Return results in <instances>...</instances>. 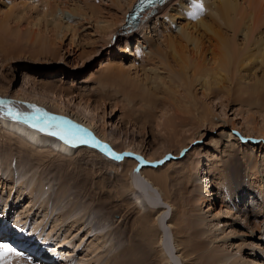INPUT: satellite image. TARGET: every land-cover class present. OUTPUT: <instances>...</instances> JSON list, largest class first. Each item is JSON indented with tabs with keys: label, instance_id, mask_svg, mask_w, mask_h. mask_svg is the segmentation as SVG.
I'll list each match as a JSON object with an SVG mask.
<instances>
[{
	"label": "rangeland",
	"instance_id": "obj_1",
	"mask_svg": "<svg viewBox=\"0 0 264 264\" xmlns=\"http://www.w3.org/2000/svg\"><path fill=\"white\" fill-rule=\"evenodd\" d=\"M7 1L0 0L1 15L11 4ZM21 1L12 0V3ZM63 1H66L63 8L79 6L84 12L97 9L102 18L122 14L117 0ZM251 1L264 10V0ZM83 17L63 15V22H72L78 26V32L74 38L70 31L54 30L56 34L65 35L61 46H56L57 54L33 58L23 57V54L18 58L0 59V92L10 94L13 99L8 100L14 102L15 109L31 112L28 105H36L70 121L91 122L97 131L107 135L110 144H94L93 139H88V143L106 156L113 157L103 150L105 145L115 153L111 141L118 142L116 147L120 149L131 148H125L120 157L135 160L143 152L145 160L142 157V161H137L140 166L149 156L158 161L160 155L169 154L160 164L152 161L156 165L150 166L161 167L156 172L168 176L166 186L159 188L171 205L173 226L170 228L167 220L161 219L164 227L160 226L158 217L164 209L156 212L143 205L139 207L137 196L142 192L132 190L131 177L134 176L125 173L126 168L120 162L122 157L114 161L115 165L94 156L81 159L84 147L91 148L87 143L73 147L77 149L73 154H62L54 147L59 137L51 135H48L51 136L47 140L49 144L26 148L14 140L10 131L27 137L25 133L0 123L3 126H0V214L6 211L12 232L16 233L14 229L18 228L23 239L29 237L35 254L40 252L34 248L37 247L53 255L41 254V260L35 262L31 255L29 258L13 255L9 257L12 264H41L46 258L48 264H232L235 261L264 264V226L260 225L264 220V192L261 190L264 188V109L249 106L237 96L232 101L224 99L222 104L221 98H205L196 87L197 106L202 110V103L209 102L212 113L208 124L200 125L192 118L183 123L173 115L174 109L163 95L162 104L158 102L155 108L148 106L154 99L151 95L136 98L131 95L132 98L126 100L124 93H116L120 88L132 94L141 92L143 87L121 82L114 74L120 67L132 77L142 74V55L136 53L137 40L143 39L142 33L136 34L130 47H126L125 40L111 44L97 34L95 17L91 18V23ZM150 26L149 40L157 43L163 25L152 22ZM45 29L50 31L49 35L54 34L52 25L42 23L43 33ZM10 36H14L13 31ZM257 74L262 75L261 71ZM107 91L111 92L110 97ZM142 98L145 100L141 101ZM115 102H119L118 106ZM56 107L66 109L71 116H61ZM81 122L89 138L91 131ZM9 135L12 141L7 139ZM29 141L32 143V139ZM51 148L58 153L54 154L57 159ZM134 148L141 152L136 154L138 150ZM40 150L50 151L44 152L45 158ZM10 177L13 189L9 188ZM5 181L8 185H4ZM19 184L23 185L19 187ZM32 189L34 197L30 194ZM32 198H35L33 206ZM143 199L149 203L146 196ZM27 209H31L29 214L23 213ZM248 210L250 212L245 213ZM251 213H261L256 219L258 222ZM3 219L1 216L0 224ZM171 230L176 234L177 249L173 248ZM146 234L149 235L146 237ZM163 235L166 241L173 238L169 246L175 256L165 251L171 263L161 251L165 246L160 245ZM147 248L149 254L144 252ZM69 253L72 256H68Z\"/></svg>",
	"mask_w": 264,
	"mask_h": 264
},
{
	"label": "bare ground",
	"instance_id": "obj_2",
	"mask_svg": "<svg viewBox=\"0 0 264 264\" xmlns=\"http://www.w3.org/2000/svg\"><path fill=\"white\" fill-rule=\"evenodd\" d=\"M137 1L138 0H126L124 4L117 0V4L121 5L122 14L113 16L112 18H102L98 16L99 10L97 9H90L89 12H84L80 10L79 6H75L71 9L63 8L66 5V1L63 0H22L16 4H13L12 0H8L7 2L11 4H8L9 6L7 11H5L6 13L4 12L3 15L0 14V59L6 60L10 57L18 58L23 54V57L28 56L29 58L48 53L55 55L57 54L56 46H61V42L64 40L65 35H61L60 33L56 34L54 30L58 29L61 31H70L74 34L73 37L76 36L78 32V26L72 25V22H63V15H65V13L71 16H84L83 18L87 23H91V18L95 17L93 22L95 24L97 34H99V37H102L105 42L118 44L125 40L126 47H130L136 34L142 33L143 35L142 37L144 40L139 37L137 40L139 43L136 46V53L143 56H141L140 65V67H142V69L140 68L142 70V74L132 77V75L126 72L123 68L121 69V67L117 68L118 71L114 74L116 75V78L118 77L117 79L119 81L120 79L122 80L121 82L128 81L129 85L137 86L138 84L143 87H139L141 90L139 93L131 94L123 88H120L117 92L115 91L116 93H124V98L126 100L131 99L132 96L136 98L137 96H142L143 94L151 95L154 96V99H151L152 102L148 106L152 105L153 108H155L157 107L158 102L161 103V96L163 95L164 99H168L170 101L171 106L174 109L173 115L181 119L183 123H185L187 119L192 118L193 122L196 121V123L200 125L210 121L212 113L210 107L208 106L209 102L202 103V110H200L197 106L198 99L195 92L196 87H199L202 90V94L205 98H221V101L223 102L224 99L232 101L235 96H237L249 106L260 107L262 110L264 109L263 9L259 6H254L251 0H165L161 4L149 9L146 14H143L137 27H133V25L128 23V15ZM39 15L41 16L37 18ZM152 22H154L155 25H163L161 29V39L157 43L152 37L151 38L153 40H149L151 33V29L149 30V28L151 27L150 24ZM42 23L52 25L54 34L49 35L50 31L46 29L44 30L45 33H43L41 30ZM176 27L178 30L175 29ZM11 31H13L14 36H10ZM239 36H241V38H239ZM152 48H154L153 51ZM145 49L149 50L146 51ZM84 53H86V51ZM147 53L149 54L147 55ZM257 71H261L262 75H258ZM118 80H116V82ZM115 83L113 85H116ZM148 84L150 85L148 86ZM116 87L119 89V85ZM121 89H123V91ZM110 93L111 92L107 91V96L110 97ZM9 96L10 94L7 92H0V99H13ZM240 99L237 100L239 101ZM144 100V98L141 99V101ZM8 101L12 102V100ZM118 103L119 102H115V105L118 106ZM127 104L130 105V102L128 101ZM222 104H224V102ZM11 106L16 108L14 102H12ZM16 110H21L22 113H29V111L24 110V108H17ZM55 110L59 112L61 116H71V114L64 108L56 107ZM45 111L49 113V111ZM145 112L149 113L150 111L146 110ZM72 121L76 125H80L81 122ZM0 123L25 133L27 137L21 136V134L19 135L15 131H10V135L14 137V140L26 148H29L30 146L32 149H35L37 148V144L43 146V144L45 145L50 143H48L47 140H50L49 137L52 135L48 136L49 134L31 127L29 124L12 119L4 114V110L2 108H0ZM2 124L0 125L1 127H3ZM81 124L85 125V127L93 133H90L93 138L90 135L88 136L89 138H87L88 132L87 134L81 133L86 139H93L94 144L99 142L98 145L108 143L107 135L102 131H97L96 127L91 125V122L88 124L81 122ZM10 135L7 139L12 141L13 138ZM28 138L32 139V143H34L35 146H33ZM111 143H113V152L118 155H121L125 148H130L129 146H126L123 149H120L116 147L118 142L111 141ZM79 144H81L79 141L72 144L65 143L61 139L59 142L54 141V147L63 152L62 154H73L77 150H73V147L77 145L79 146ZM87 144L90 146V143ZM79 149L81 150V148ZM50 150L53 153L52 155L57 153L52 151V148ZM50 150H46L44 152H48ZM135 150H138V153L136 154L141 152L140 149ZM41 151L42 150H40V152ZM180 152L181 151H179V153ZM31 153L33 155V150ZM80 154L81 159L85 158V156H94L107 164H116H114L116 158L97 152V150L92 149V147H84V150L80 152ZM142 154L143 152L139 155L144 159ZM47 155L53 161L51 155L48 153ZM167 155H160L158 161H154L155 157L149 156V160H146L145 164H142L141 166L137 162L138 159L134 160L132 157L131 159H128L126 156L122 155V158L119 159L121 165L126 168L124 169L125 173H131L134 176L131 177L133 178L131 182L132 190L138 193L139 189V191L141 190L142 192L139 196H137V204H139V207L143 205L144 207L156 212L167 208V211L162 210L158 220L159 222L160 219L164 221L167 220L169 227L172 228L173 225L170 223V220L173 218V212L170 213L169 211L171 205L164 196V192L162 193V189L159 188V186L162 185L164 187L166 186L168 176L166 174L156 172L161 167H151L156 165L152 161L157 162L158 165L165 160ZM43 157L46 158V154ZM58 158L60 157L58 156ZM12 180L13 178L10 177V189H13ZM4 185H8L6 184V181ZM22 185L23 184H19V187ZM202 186L205 187L204 185ZM33 187H35V185ZM34 189H32L31 192L29 191L31 196L33 194V197ZM204 189H206V187ZM261 190L264 192L263 187ZM144 196L148 198L149 203L144 201ZM34 199L35 198L31 199L32 204H30L32 206L34 204L33 202H35ZM250 205L252 206L253 204ZM30 210L27 209L26 211H23V213L29 214ZM249 212L250 210H248V212L245 211V213ZM260 214L251 213L255 220ZM1 216L5 218L6 211H4ZM16 218H18V216ZM199 218L200 220L203 219V217ZM256 221L258 222L259 220ZM260 225L264 226V220H262ZM160 226L163 228V223L160 222ZM17 229L18 228L14 229V231L18 235L22 234V231L19 229L16 231ZM141 229L144 228L142 227ZM143 234L144 233L142 232V235ZM171 234L174 236V239L172 238L174 242L172 239L166 241L164 235L160 241L161 246H163L162 243L165 245L161 251L164 258H166L169 263H171V259L165 253L168 252L171 255H174L173 249H170V243L173 242V248H178L175 236L176 234L172 230ZM148 235L146 234L145 236L147 237ZM150 240L153 241L151 238ZM145 241L147 242V240ZM90 248H92V245ZM14 249H19L20 253L22 251L20 246H15ZM147 249L148 250L144 252L149 254V248ZM136 253L138 254V252ZM69 254L70 255L68 256H72L71 253ZM27 258H29V256ZM228 259H230V257ZM32 260L34 261V258ZM67 262L70 263V261ZM41 264H48L47 258L45 263L41 262ZM183 264H185V262ZM232 264L239 263L235 261Z\"/></svg>",
	"mask_w": 264,
	"mask_h": 264
},
{
	"label": "snow or ice",
	"instance_id": "obj_3",
	"mask_svg": "<svg viewBox=\"0 0 264 264\" xmlns=\"http://www.w3.org/2000/svg\"><path fill=\"white\" fill-rule=\"evenodd\" d=\"M11 105V101L0 99V108L4 110V114L14 120L29 124V126L49 135L57 136L68 144H72L76 141H79L80 143L89 142L88 139L81 134L85 133L87 130L83 129L80 125L74 124L70 120L51 115L36 105H28V107L32 109L29 113L17 111ZM98 143L99 142H97V144ZM103 150L116 159L121 158L118 154L112 153L107 145L104 146ZM127 155H131V153H128ZM137 159L142 161V158L140 157H137ZM13 255L20 256L21 253L7 243H0V264H12L9 257Z\"/></svg>",
	"mask_w": 264,
	"mask_h": 264
}]
</instances>
